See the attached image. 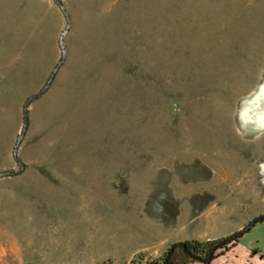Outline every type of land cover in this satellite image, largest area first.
<instances>
[{"label":"rangeland","instance_id":"1","mask_svg":"<svg viewBox=\"0 0 264 264\" xmlns=\"http://www.w3.org/2000/svg\"><path fill=\"white\" fill-rule=\"evenodd\" d=\"M59 1L67 53L28 106L19 172L23 104L67 20L0 0V264H145L264 215V0ZM144 243L161 254L127 260ZM259 259L261 221L209 264Z\"/></svg>","mask_w":264,"mask_h":264},{"label":"trees","instance_id":"2","mask_svg":"<svg viewBox=\"0 0 264 264\" xmlns=\"http://www.w3.org/2000/svg\"><path fill=\"white\" fill-rule=\"evenodd\" d=\"M241 230L221 239L186 240L172 243L160 257L151 259L145 264H209L204 262L211 252L214 256L219 257L237 245L239 238L242 236L237 235ZM222 241H226L225 244L218 247V244Z\"/></svg>","mask_w":264,"mask_h":264},{"label":"water","instance_id":"3","mask_svg":"<svg viewBox=\"0 0 264 264\" xmlns=\"http://www.w3.org/2000/svg\"><path fill=\"white\" fill-rule=\"evenodd\" d=\"M57 5L59 6V8L61 9V11L64 13L67 23L66 26L64 28V30L61 32L60 37H59V46L61 48V59L58 61L57 65L54 67V69L52 70L47 82L45 83V85L39 90L37 91L35 94L29 95L27 97V99L25 100L24 104H23V125H22V129H21V133L19 134L17 141L15 143V146L13 148V155L15 157V159L18 161L19 163V172H22L24 169V163L20 162L17 158V152H18V147L20 142L22 141V139L24 138V135L26 133V130L28 128L29 125V114H28V106L32 101L37 100L39 97H41L50 87V85L52 84V81L55 78V75L59 69V67L61 66V64L64 61V58L66 57V48L64 46V35L67 33L69 26H70V17L68 15L67 10L65 9L64 5L61 3V1L59 0H55ZM14 172L12 171H8V170H3L0 171V177H6V176H10L13 175ZM260 221H264V215H260L256 218H254L252 221H250L246 226H244L242 228V230L238 233L237 236H241L244 232L248 231L252 226H254L257 222ZM229 241V240H227ZM226 241H222L218 244V247H221L225 244ZM215 249V248H214ZM216 256L213 255V252H211L207 259L205 260L204 263H210V261Z\"/></svg>","mask_w":264,"mask_h":264},{"label":"crops","instance_id":"4","mask_svg":"<svg viewBox=\"0 0 264 264\" xmlns=\"http://www.w3.org/2000/svg\"><path fill=\"white\" fill-rule=\"evenodd\" d=\"M159 222V221H158ZM164 224H167V223H165V222H159V224H158V226H160L161 227V230L163 231L164 229H165V226H164ZM163 233H164V231H163ZM186 240H197V239H188V238H181L178 242H182V241H186ZM207 240V239H206ZM200 241H203V240H200ZM165 242V241H164ZM165 244H167V246L164 248V250L171 244V242H168V243H165ZM151 251V248H150V246L148 245V244H146V243H144V244H141L140 246H138L136 249H134L131 253H130V255L128 256V259L127 260H130V259H132L135 255H137V254H141V253H143V254H147V255H153V257L154 256H156V255H158V254H161V253H155V251H154V253L152 254V252H150ZM107 261H110V259L109 258H107ZM263 261H264V259H263ZM263 261H261L260 259H259V263L260 264H264L263 263ZM222 264H225V263H222Z\"/></svg>","mask_w":264,"mask_h":264}]
</instances>
